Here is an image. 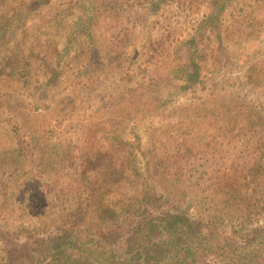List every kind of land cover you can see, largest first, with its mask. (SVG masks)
<instances>
[{"label":"rangeland","instance_id":"374dc122","mask_svg":"<svg viewBox=\"0 0 264 264\" xmlns=\"http://www.w3.org/2000/svg\"><path fill=\"white\" fill-rule=\"evenodd\" d=\"M93 1L92 43L85 35L71 33L80 15L75 0H48V9L30 13L23 28L0 39V194L15 196L0 200V205H44L57 215L73 204L75 194L86 190L132 191L136 173L146 175V160L154 155L150 153L154 143L171 134L168 125L177 124L179 111L172 109L178 103L190 108L189 114L193 106L211 96L245 97L262 116L251 130L255 139L264 131V0H222L224 8L217 22L222 35L218 41L210 37L202 44L199 80L178 95H169L168 87L181 81L171 78L165 68L172 62H185L180 42L193 38L210 0ZM14 7L4 4L2 10L9 17ZM48 10L52 17L61 18L59 26L34 30L33 23L46 20ZM138 107L144 111L140 113ZM238 119L222 126L205 121L206 126L221 127V137L211 139L204 156L216 162L213 170L224 167V161L235 154H247L241 143L251 139L235 136ZM201 124L198 120L191 126L204 128ZM230 126L236 134L227 130ZM210 137V133L202 134L200 144ZM44 139L53 148L54 142L69 145V150L77 146L79 152L90 155V161L83 168L69 166L64 162L66 148L39 164L49 153L38 152L40 145L38 149L32 145ZM16 143L26 151L6 150ZM166 148H156L157 156L166 157ZM26 155L31 166H21L22 160L12 163V158ZM248 155L261 157L264 166V142ZM86 171L81 179L79 174ZM182 171L172 191H184L185 197L172 204L196 217L195 191L211 192L214 186L194 179V168ZM12 220L17 218L0 217V258L25 264L24 248H34L41 235L28 222ZM247 227L252 233L264 229V218Z\"/></svg>","mask_w":264,"mask_h":264},{"label":"trees","instance_id":"16d2710c","mask_svg":"<svg viewBox=\"0 0 264 264\" xmlns=\"http://www.w3.org/2000/svg\"><path fill=\"white\" fill-rule=\"evenodd\" d=\"M93 2L75 0L80 15L71 32L85 35L91 43V31L95 25V15L91 13ZM4 4L16 5L9 17L2 10ZM47 7L48 0H0V39L23 28L31 17L30 13ZM223 8L222 0H210L209 10L193 38L180 42L186 60L172 62L165 68L171 78L181 81L179 85L168 87L169 95H178L199 80L202 44H207L210 37L215 41L220 39L222 34L217 22ZM52 16L53 12L48 10L46 20L33 23L34 30L41 31L43 27L42 30L47 31L58 27L61 18ZM69 41H72V34ZM53 71H57L56 67ZM260 83L263 82L260 80ZM138 110L142 113L144 108L138 107ZM189 110L180 103L172 109L173 113L179 111L177 124L168 125L171 134L158 145L154 143L150 150L154 155L146 160V175L139 177L136 173L137 184L132 191L86 190L75 194L73 204L59 210L57 215L49 213L44 205H0V217H16L15 223L28 222V226L34 227L36 234L41 235L33 243L34 248H24L22 261L25 264H264V229L252 233L251 227H247L248 223L264 218V166L260 165L261 157L248 155L263 145L264 131L257 139L251 131L262 116L245 97L233 95L211 96L207 102L193 106V111L187 114ZM239 116L238 133L234 132L233 126L227 130L232 135L251 139L241 143L247 154H235L230 160L221 159L225 160L224 167L213 170L216 162L204 159L209 153L206 149H209L211 139L218 136L220 126ZM197 119L204 128H192L191 124H196ZM206 120L220 123V126L213 127V123L206 126ZM205 133H210L211 137L207 143L200 144ZM49 144L44 139L32 145V149L35 145L38 149L40 145L38 152L49 153L47 158L39 159V164L61 155L66 148L64 162L69 166L83 168L84 162L88 164L90 161V155L79 152L77 146L71 145L69 150V145L59 146L54 142L53 148ZM162 145L167 147L166 157L157 156V149ZM10 148L17 154L26 151L18 143L6 150ZM21 160V166L32 165L27 155L26 158H12V163L16 165ZM182 168L188 171L194 168V179L214 186L211 192L195 191L198 200L196 217L183 213L172 204L185 197L184 191H172L174 184L181 181ZM86 173L79 174V177L82 179ZM13 199V194L9 197L0 194L1 201ZM23 199L26 200L27 196ZM2 259L0 264H14L10 257Z\"/></svg>","mask_w":264,"mask_h":264}]
</instances>
